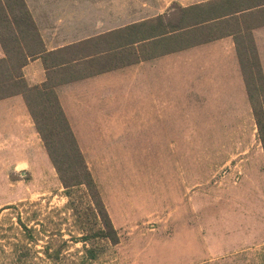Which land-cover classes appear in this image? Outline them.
Returning <instances> with one entry per match:
<instances>
[{
  "label": "rangeland",
  "instance_id": "374dc122",
  "mask_svg": "<svg viewBox=\"0 0 264 264\" xmlns=\"http://www.w3.org/2000/svg\"><path fill=\"white\" fill-rule=\"evenodd\" d=\"M9 1H2L7 6V16L0 17L4 36L12 28L11 10L17 11L19 4ZM23 1L29 13L49 12L45 17L50 28L43 35L73 41L95 31L92 9L97 2L103 5L106 31L153 15L171 0ZM175 11L176 19L187 17L190 26L201 20L180 8ZM97 27L100 31L99 20ZM32 29L25 41H32ZM39 38L37 33L33 41ZM8 42L17 51L20 41ZM255 85L252 105L258 114L264 100L259 98L261 84ZM194 129L201 140L91 143L101 150L88 151L96 156L83 159L117 244L96 236L101 222L86 187L72 189L68 197L56 171L7 179L0 174V264H264V215L257 213L253 184L262 174L253 167L260 141L257 125L234 136L224 134L230 129L225 126ZM208 137L221 140H205ZM229 137L235 138L222 140ZM19 219L33 229V242Z\"/></svg>",
  "mask_w": 264,
  "mask_h": 264
},
{
  "label": "crops",
  "instance_id": "0c3cea01",
  "mask_svg": "<svg viewBox=\"0 0 264 264\" xmlns=\"http://www.w3.org/2000/svg\"><path fill=\"white\" fill-rule=\"evenodd\" d=\"M97 3L95 31L80 39L46 37L49 12L30 9L39 41H20L17 51L0 41V174L5 179L55 173L27 103L28 88L56 94L84 157L101 150L91 143L198 141L195 127H230L224 134L234 136L257 125L241 54L253 44L264 77V0H171L153 15L106 31L103 5ZM177 8L201 20L190 26L187 17L176 19ZM125 29L129 41L119 37ZM139 34L143 40L134 39ZM254 157V170L262 172L253 183L255 203L264 215L260 141Z\"/></svg>",
  "mask_w": 264,
  "mask_h": 264
},
{
  "label": "trees",
  "instance_id": "16d2710c",
  "mask_svg": "<svg viewBox=\"0 0 264 264\" xmlns=\"http://www.w3.org/2000/svg\"><path fill=\"white\" fill-rule=\"evenodd\" d=\"M2 1L3 0H0V4L3 5V11L0 12L1 18L3 13L5 14V16H7V6ZM14 2L16 1L14 0ZM17 2L19 3H17L18 10H11L13 11V13H10L13 14V20L11 17L8 18L10 21L9 23H11L10 26L12 25V28L8 27V34L5 36L9 37L6 38L0 31V41H25V38H27L26 35L29 32L28 30H31V26H33L31 33L32 41L34 39V35L37 34L31 15L27 10L24 1L17 0ZM7 3L8 6H11L9 7L11 9L12 5H10V1ZM20 5L22 8L20 7ZM5 29L7 30L6 25ZM17 29H19V31ZM152 34L155 33L150 32V35ZM119 37L122 41H129L128 35L126 34H122ZM134 37H136L134 39L138 38L139 40H143V34H139ZM35 41H37V39H35ZM25 62L26 59L24 58V63ZM241 66L247 84L251 103H253L252 101L256 92L255 83L261 84L262 93L259 95V98L264 100V77L258 55L253 44H249L248 49L246 48L244 53L241 54ZM253 78L255 79L253 80ZM28 92L32 95V97H36L33 101H31L29 98L31 95L29 94V97L27 95V103L29 105V109L31 110V115L35 122L36 128L41 135L49 158L55 168V171L63 188L65 189L67 196L69 197L71 195L70 191L72 189L80 186L86 187L92 201V205L94 206L95 210H97L96 215L101 222V228L97 231L96 236L102 239H106L112 244H117V233L105 209L97 186L84 162L77 142L73 134L71 133L65 116L60 108L56 94L54 92L41 94L39 89L36 87L28 88ZM256 110L257 109L253 106V111L255 112ZM260 110H262V113L254 114L255 116H260L257 120V127L259 139L264 151V106ZM19 224L23 228L26 237L31 240V242H33V229L27 228V226L24 225L20 221V219ZM81 238L83 240L87 239L86 236ZM89 253L91 254V252ZM27 254L28 251H25L24 255H21V257L23 258ZM58 254L59 253H57V255Z\"/></svg>",
  "mask_w": 264,
  "mask_h": 264
}]
</instances>
